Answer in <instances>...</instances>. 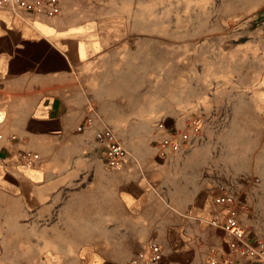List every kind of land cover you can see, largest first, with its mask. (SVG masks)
<instances>
[{
    "label": "crops",
    "instance_id": "0c3cea01",
    "mask_svg": "<svg viewBox=\"0 0 264 264\" xmlns=\"http://www.w3.org/2000/svg\"><path fill=\"white\" fill-rule=\"evenodd\" d=\"M100 1L58 0L54 16L0 4L3 203L38 214L39 221L47 215L64 221L49 242L77 246L68 254L71 264H129L151 240L162 248L154 264H204L211 254L217 264H264L229 252L224 232L207 222L217 210L214 197L228 190L209 182L201 187L196 179L191 198L176 200L164 182L167 164L153 147L127 145L129 157L109 168L105 146L96 140L100 123L77 129L90 101L114 99L120 84L110 77L118 62L120 17L98 12ZM22 150L37 160L24 164ZM241 218L252 227L257 222L254 213L247 218L244 211Z\"/></svg>",
    "mask_w": 264,
    "mask_h": 264
},
{
    "label": "rangeland",
    "instance_id": "374dc122",
    "mask_svg": "<svg viewBox=\"0 0 264 264\" xmlns=\"http://www.w3.org/2000/svg\"><path fill=\"white\" fill-rule=\"evenodd\" d=\"M98 12L120 17L110 74L120 84L90 105L126 147L154 148L174 199L209 182L234 193L264 234V0H101ZM191 116L202 133L161 159L158 140ZM37 217L0 198V264L73 263L77 246L51 243L65 222Z\"/></svg>",
    "mask_w": 264,
    "mask_h": 264
},
{
    "label": "built area",
    "instance_id": "2783aa9c",
    "mask_svg": "<svg viewBox=\"0 0 264 264\" xmlns=\"http://www.w3.org/2000/svg\"><path fill=\"white\" fill-rule=\"evenodd\" d=\"M58 0H0L14 10H25L31 13L54 16L58 13ZM97 120L100 129L96 134L98 143L105 146L104 157L106 166L117 168L129 157L130 153L125 144L118 137L113 128L101 118V115L90 105L88 115L78 125V130L92 126ZM203 130V122L199 116H191L187 119L185 128H173L166 131L165 136L157 142V154L161 159H166L169 154L180 151L185 143L199 136ZM1 136V135H0ZM15 138V135H11ZM19 159L27 165H32L37 160V155L31 150H22L18 153ZM217 210L208 224L220 228L224 232L225 243L229 252L239 257H247L252 260L264 262V234L252 233V226L242 221V213L245 211V204L237 196L225 191L214 197ZM162 258L161 245L151 240L144 247L138 250L129 261V264H154ZM204 264H217L214 254Z\"/></svg>",
    "mask_w": 264,
    "mask_h": 264
}]
</instances>
